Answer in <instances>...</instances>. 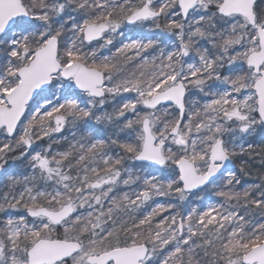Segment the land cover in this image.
Returning a JSON list of instances; mask_svg holds the SVG:
<instances>
[{"label":"snow or ice","instance_id":"obj_1","mask_svg":"<svg viewBox=\"0 0 264 264\" xmlns=\"http://www.w3.org/2000/svg\"><path fill=\"white\" fill-rule=\"evenodd\" d=\"M0 264H264V0H0Z\"/></svg>","mask_w":264,"mask_h":264}]
</instances>
